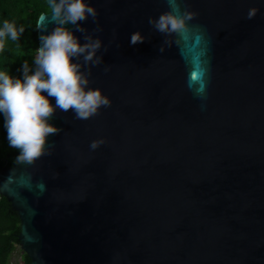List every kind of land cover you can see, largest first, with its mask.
I'll return each mask as SVG.
<instances>
[{
	"label": "water",
	"instance_id": "obj_1",
	"mask_svg": "<svg viewBox=\"0 0 264 264\" xmlns=\"http://www.w3.org/2000/svg\"><path fill=\"white\" fill-rule=\"evenodd\" d=\"M86 2L102 62L81 70L110 106L56 109L50 154L0 169L29 264H264V0H177L195 17L167 36L168 0Z\"/></svg>",
	"mask_w": 264,
	"mask_h": 264
},
{
	"label": "clouds",
	"instance_id": "obj_2",
	"mask_svg": "<svg viewBox=\"0 0 264 264\" xmlns=\"http://www.w3.org/2000/svg\"><path fill=\"white\" fill-rule=\"evenodd\" d=\"M48 4L55 26L50 33L39 37L34 71L30 74L27 62L22 65V79H14L0 71V114L8 144L18 150L16 161L28 164L50 154L48 149L52 145L48 144V137L61 131L49 122L56 109L71 110L75 119L88 120L98 115L102 107L111 104L99 88L88 87L90 68L87 72L81 70V57L83 65L95 66L102 62V56L97 55L102 47L101 39L87 33L82 26L89 17L96 20V9L86 0H48ZM168 4V11L148 20L165 36L186 30L188 22L195 17V13L181 11L177 0H168ZM255 14L256 9H250L247 18L252 19ZM93 31H101L98 24ZM74 32L84 34L83 43ZM23 33V26L18 28L15 22L4 20L0 24V52L4 51L7 40L18 41ZM144 39L140 31H135L131 34L130 44L142 43ZM104 47L106 50L107 46ZM164 50L161 44L159 51L163 53ZM48 97L55 99V105ZM103 143V139L93 140L90 148L95 150Z\"/></svg>",
	"mask_w": 264,
	"mask_h": 264
},
{
	"label": "trees",
	"instance_id": "obj_3",
	"mask_svg": "<svg viewBox=\"0 0 264 264\" xmlns=\"http://www.w3.org/2000/svg\"><path fill=\"white\" fill-rule=\"evenodd\" d=\"M45 0H0V24L4 20L15 22L17 27H24V33L18 41H6L4 51L0 52V71L15 78L23 77L22 65L27 62L30 74L34 71V58L38 49L36 23L42 12H48ZM0 137L5 141L6 155H0V169L14 161L18 151L9 147L7 133L3 126V115L0 114ZM20 221L12 210L9 201L0 195V264H29V258L20 249L17 235ZM17 252L20 261L12 260Z\"/></svg>",
	"mask_w": 264,
	"mask_h": 264
},
{
	"label": "rangeland",
	"instance_id": "obj_4",
	"mask_svg": "<svg viewBox=\"0 0 264 264\" xmlns=\"http://www.w3.org/2000/svg\"><path fill=\"white\" fill-rule=\"evenodd\" d=\"M0 155H2V156L6 155L5 141H4V139L2 137H0ZM12 260H13V262L14 261H17V262L20 261V257H19L17 252H15L13 254Z\"/></svg>",
	"mask_w": 264,
	"mask_h": 264
}]
</instances>
